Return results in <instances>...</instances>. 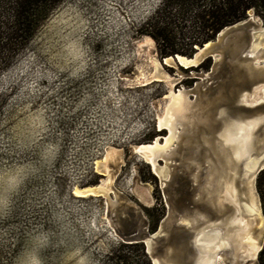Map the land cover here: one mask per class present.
<instances>
[{
  "label": "rangeland",
  "instance_id": "rangeland-1",
  "mask_svg": "<svg viewBox=\"0 0 264 264\" xmlns=\"http://www.w3.org/2000/svg\"><path fill=\"white\" fill-rule=\"evenodd\" d=\"M31 1L22 31L9 38L12 0H0V264H26L30 252L43 264H78L81 256L88 264H153L152 255L166 264H184L192 255V232L230 212L222 210L227 206L217 191L210 193L222 177V162L207 142L208 130L216 126H203L242 90L238 84L249 59L237 49L264 29V0H249L243 17L217 32L210 29L211 16L205 14L202 24L195 20L198 5L190 2L186 16L167 28L178 37L175 48L187 52L175 54L193 57L208 41L219 46L193 67L165 62L175 54L164 56L155 34L163 26L157 24V12L166 0ZM147 24L156 27L148 33ZM77 57L86 68L72 75L80 64ZM154 57L167 77L143 81L154 71ZM171 89L189 92L191 117L201 114L205 124L191 133L178 130L165 181L135 147L168 135L160 130L159 117ZM115 148L121 157L112 166L114 203L76 195L77 188L109 180L96 162ZM250 179L264 214V170ZM204 207L212 210L211 217ZM197 215L203 219L196 222ZM250 223L253 244L260 220ZM161 227L146 259V244L130 239ZM260 251L222 253V262L259 264ZM121 256L128 261L121 262Z\"/></svg>",
  "mask_w": 264,
  "mask_h": 264
},
{
  "label": "bare ground",
  "instance_id": "bare-ground-1",
  "mask_svg": "<svg viewBox=\"0 0 264 264\" xmlns=\"http://www.w3.org/2000/svg\"><path fill=\"white\" fill-rule=\"evenodd\" d=\"M256 33L257 34L254 35L251 40L250 49L247 53L256 57L255 62L257 64H264V32L262 28L259 27ZM211 46L212 41H208L205 47H200L199 51L196 52L193 57L179 55L180 63L173 62L169 57L165 62L170 65L181 64L183 67L196 66L200 63L201 59L210 52ZM153 63V73L147 79L144 76L143 81L163 80L167 77L162 63L157 58H153ZM181 90L178 93L174 92L172 89L170 90V102L166 106L165 111L162 112L163 114H160L159 128L160 130L166 129L168 131V135L164 137V141L157 137L150 143H143L135 147L136 152L152 166L157 174L162 176L163 180L170 174L169 162H167V159L169 158L172 147L179 139L180 134L178 130L181 129L183 133L190 132L197 129L200 125L205 124L203 115L197 114L191 117L190 111L193 105H191V100L189 99V101L187 97L189 92L186 93ZM242 100L247 104H255L264 100V83L255 86L250 96L244 94ZM215 117H217V115ZM230 120L231 121L226 122L222 126L217 125L215 129L208 130L209 137L207 138L211 153L215 156L223 157V165L219 168V172H222V177L220 179L218 178L210 193L213 195V193L215 194L217 191L216 195L218 200L220 199L219 202L223 205H230V208L227 206V208L222 210L224 211L227 209V211L230 210V212L221 217V219H218L217 223H212L215 221L208 219L205 222L203 221L198 229H196L194 240L199 248L196 264H223L222 253L232 252L239 256L246 253V256H248L252 251L260 250L264 239V215L261 212L258 199L253 194L254 191H252L254 190L252 185L253 179L248 177L249 172L256 168L258 160L264 155L261 154L256 156L253 154L255 132L264 120V112L258 115H252L248 119L240 116L238 119L232 117ZM203 127L206 128L205 125ZM212 138L216 142L215 147L213 146ZM120 157L119 150L116 148L110 149L104 158L96 162L99 172L108 175L109 180L105 184L77 188L75 194L82 197L103 196L107 199L109 205L114 203L115 200L113 201L110 196L112 190L115 191L112 166L119 163ZM162 159L165 160V164L159 163ZM241 163L244 166L241 177H248V179H250L248 184L242 185L243 187L245 186L243 189L248 191L245 192V195H240L242 189L236 185V178L238 176L237 170ZM219 189L221 190L220 193L218 192ZM204 209L208 210L210 214L208 218L211 217L212 210L205 207ZM222 210L220 211L223 212ZM230 214H233V216L227 218ZM244 215L252 219L258 218L260 220L259 228H257V230L260 231L257 233L256 241L253 244V239L251 237V234H253V227L250 223L251 218L250 220H245L243 218ZM197 220L198 219H195L196 222ZM185 223L191 225L192 222L187 220Z\"/></svg>",
  "mask_w": 264,
  "mask_h": 264
},
{
  "label": "trees",
  "instance_id": "trees-1",
  "mask_svg": "<svg viewBox=\"0 0 264 264\" xmlns=\"http://www.w3.org/2000/svg\"><path fill=\"white\" fill-rule=\"evenodd\" d=\"M30 2L32 3L31 0H12L13 17L8 28L9 38H13L22 31V26L29 18V11L26 7ZM190 2L197 3L198 5L199 12L195 16L196 21L201 20L200 23L202 24L203 21H205L204 17L206 15L211 16L214 19L213 26L210 28L214 32H217L225 25L241 19L251 4L249 0H166L164 7L157 12V18L159 19V23L157 24L161 23L163 26L159 27L158 25V27H156L155 25L150 26V24H147L146 27V32L148 33H150V27L157 28L158 34H155V37L164 47L162 53L164 56L175 53H187L179 48H175V39L178 37L170 36L167 28L172 22L186 16V11L189 7L188 5L191 4ZM173 9H176V11L172 12ZM192 43L193 42H190V44ZM262 195L264 202V187H262ZM143 256L146 259L148 258L145 248H143ZM119 259L121 262L128 261V258L125 256H121ZM148 264H151L150 260H148ZM259 264H264V246L259 254Z\"/></svg>",
  "mask_w": 264,
  "mask_h": 264
},
{
  "label": "water",
  "instance_id": "water-1",
  "mask_svg": "<svg viewBox=\"0 0 264 264\" xmlns=\"http://www.w3.org/2000/svg\"><path fill=\"white\" fill-rule=\"evenodd\" d=\"M263 32L264 29L262 28ZM228 35V29L223 31V34ZM224 35V36H225ZM226 35V36H227ZM225 36V37H226ZM224 38V37H223ZM228 38V37H226ZM225 38V39H226ZM238 38L240 40H242L243 37L238 36ZM250 38V37H249ZM228 40H231V38L229 37ZM245 40V38H244ZM243 40V41H244ZM250 41H244L245 43L241 45V47H238V52H240L241 54L243 52H245L246 56H248L249 62L245 64V70L243 72L242 78H241V82L238 84L239 86V90L241 91H234L231 95V97L228 100V103L226 104V107L223 108L219 115L216 117L218 120L222 119V114L223 112L227 111L228 114L230 116H232L234 119H238L241 117L243 118H247V117H251L252 114L251 112H262L264 110V100H261L258 103L255 104H247L242 100V96L244 94H247L250 96V94L253 92V88L261 83H264V64H257L255 62L256 57L254 55H250L248 54V50L250 49ZM205 46H203L202 48H204ZM219 46L216 45V43H212L211 49H210V54L215 53L216 50H218ZM173 62L175 63H180L179 61V54H175L174 56H172L170 58ZM262 62V61H261ZM181 65V64H180ZM246 88V89H243ZM249 117V118H250ZM231 121L230 119L226 122ZM226 122H223L222 124H219V126H222L223 124H225ZM217 137V136H215ZM214 137V138H215ZM212 143L213 146H216V142L213 140L212 138ZM253 146H254V151L253 154L258 156L261 154H264V120L261 122V124L259 125V127L257 128L256 132H255V136H254V142H253ZM216 160L218 162H222L223 165V157H218L216 156ZM222 167V166H221ZM243 168L244 166L242 165V163L240 164L238 170H237V178H236V185L238 187H241V189H243V186L240 185V183H243L244 181H246L248 179V177H252L255 178V176L261 171L264 170V155L258 160V164L256 166V168L254 170H252L251 172H249L248 177H241L242 173H243ZM221 170V169H220ZM224 172V171H223ZM222 173V172H221ZM226 174V173H225ZM228 174V173H227ZM245 188V186H244ZM226 206H228L230 208V205L225 204ZM261 212L263 214V211L261 209ZM264 215V214H263ZM163 232V228H159L155 233L153 234H149L148 236H146L145 238H141V239H130V241H137V240H141L146 244V250L147 253L152 252L153 250V244L155 239ZM196 232L193 231L192 235H191V240L189 241V252H191V258L187 259L186 262H184V264H196L197 261V257H198V252H199V248L198 246L195 244V237ZM134 235H130V237L132 238ZM264 242L262 243V246L260 248V250L263 248ZM231 250V249H229ZM259 250V251H260ZM151 259L153 261V264H166L164 262H162L158 257L156 256H151ZM179 264V263H178Z\"/></svg>",
  "mask_w": 264,
  "mask_h": 264
},
{
  "label": "clouds",
  "instance_id": "clouds-1",
  "mask_svg": "<svg viewBox=\"0 0 264 264\" xmlns=\"http://www.w3.org/2000/svg\"><path fill=\"white\" fill-rule=\"evenodd\" d=\"M82 55H84L83 52H82ZM76 59L80 60V64H79V67L76 68V70L72 72V75H76L78 72H80L86 68V62L85 61H82L79 57L74 58V60H76ZM196 213H198V210L196 211ZM197 219H203V216L197 215ZM25 261H26V264H43V261L40 258V256L36 253H31V252L26 254ZM78 264H88L87 257L81 256L80 260L78 261Z\"/></svg>",
  "mask_w": 264,
  "mask_h": 264
},
{
  "label": "snow or ice",
  "instance_id": "snow-or-ice-1",
  "mask_svg": "<svg viewBox=\"0 0 264 264\" xmlns=\"http://www.w3.org/2000/svg\"><path fill=\"white\" fill-rule=\"evenodd\" d=\"M221 109H223V108H221ZM231 118H232V116H230V115L228 114V112L225 111V112H223V114H222V119H221V120H217V118H216L215 116H213V120H212V122H211L210 124H206L205 127H206V128H212V127H214V126H217V125H219V124H222L223 122L228 121V120L231 119ZM196 211H197V209L193 208L192 213L195 214Z\"/></svg>",
  "mask_w": 264,
  "mask_h": 264
}]
</instances>
